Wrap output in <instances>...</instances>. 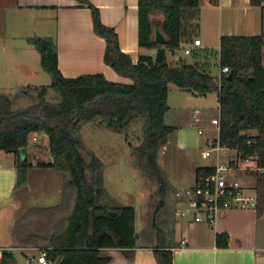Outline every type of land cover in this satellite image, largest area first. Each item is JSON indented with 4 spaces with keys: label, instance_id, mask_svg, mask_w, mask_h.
<instances>
[{
    "label": "trees",
    "instance_id": "16d2710c",
    "mask_svg": "<svg viewBox=\"0 0 264 264\" xmlns=\"http://www.w3.org/2000/svg\"><path fill=\"white\" fill-rule=\"evenodd\" d=\"M202 0H138V45L172 54L190 43L199 30ZM218 5V0H207ZM251 6L264 9V0H249ZM91 10L94 32L105 39L103 61L130 84L113 82L102 73L66 78L58 68L56 42L51 37H32L28 42L40 57V66L50 77L45 86L20 87L35 93L36 102L13 110L11 93H0V150L15 156L18 189L27 183L32 167L24 154L29 134L43 133L48 139L51 161L38 163L67 174L62 200L51 207H32L11 228L17 247L45 250L57 264H108L110 257L102 249H119L131 257L137 242L153 245L158 264H172L173 224L160 216H175L167 203L174 192L158 162V152L167 143L175 126L165 122L169 106L168 85L203 96L215 92L218 103V144L233 149L237 159L255 162L257 214L264 212V65L263 35H222L219 39L218 67H227L220 75L208 71L209 64L198 61L201 52L189 58L167 62L141 55L136 63L122 52L113 28L103 25L97 7ZM165 41L156 42L155 31ZM200 53V54H199ZM55 94L47 101L48 93ZM24 93V94H25ZM195 111L192 113L194 115ZM192 115V116H193ZM216 118V117H215ZM142 119L143 138L132 146L135 168L154 182L148 199V223L135 231V210L110 197L104 186L103 165L86 146L79 131L82 124L100 121L105 129L125 133L129 125ZM214 118L210 119L211 120ZM254 132V133H253ZM23 150V152H21ZM84 152L88 154L86 162ZM213 167H198L195 177L208 174ZM171 239V240H170ZM228 235L217 233L215 243L226 247ZM0 264H19L10 251H2Z\"/></svg>",
    "mask_w": 264,
    "mask_h": 264
},
{
    "label": "crops",
    "instance_id": "0c3cea01",
    "mask_svg": "<svg viewBox=\"0 0 264 264\" xmlns=\"http://www.w3.org/2000/svg\"><path fill=\"white\" fill-rule=\"evenodd\" d=\"M87 3L98 8L101 22L114 29L120 50L128 54L133 63H136L141 55L155 57L157 49L141 48L138 45V0H0V57L6 61L5 67L0 70L2 76L0 82H3L1 80L3 77L7 79L5 84H0L1 87H7V82L10 87L41 86L33 82L46 79L44 75L46 73L41 66L39 68L29 62L33 58L30 48L33 46L28 39L32 37L54 39L57 46L58 68L66 78L102 73L110 81L130 84L132 81L129 78L118 75L104 63L106 41L94 32L91 10ZM259 8L261 7L251 6L249 0H218L216 6L202 0L199 30L194 38L200 40V46H195L193 39L190 43L182 45L181 49L187 47L191 53L207 50L209 54L206 51L199 53L198 61L208 63V71L213 70L217 74L218 71L214 69L218 67L219 39L222 35L225 33L235 35L233 33H237L235 31L239 29L245 36L262 34L264 42V9L261 8V22L250 18ZM235 23L238 26H235ZM155 27L158 31L157 26ZM15 42H22L25 46H16ZM262 63L264 65V45ZM30 136L34 141L33 146L39 144L40 140L44 142L46 138L43 133H31ZM30 147L32 146L26 147L22 156H26L27 159L28 156L36 158L37 152ZM0 161V215L5 212L8 216L5 230L3 233L0 232V256L4 250L9 249L13 253V250L17 249L20 255L13 254L19 262L20 258L27 260L33 257L27 256L24 251L35 247L16 246L11 235L13 224L32 207L51 205L30 204V208L21 215L24 197L15 198L14 195L17 190L14 188L17 174L15 156L13 153L0 150ZM251 161L255 164L253 159ZM30 163L32 167L27 171V183L24 188L29 185L30 176L49 175L51 178L57 179L59 176L58 179H63L62 175H57L60 174L57 170L37 166L41 161ZM246 173L254 171L248 170ZM38 182L40 185V180ZM255 184L256 177L254 187ZM48 196L41 191L34 200L39 199L45 203L50 201ZM174 217L172 240L170 239L172 264H264V212L258 215L256 207L226 211L212 225L194 222L183 228L176 212ZM178 227L181 229L179 238L175 237ZM217 233L228 235L226 247L216 245ZM101 254L110 257L108 264H158L153 253V245H143L139 242L131 257L126 256L122 250L113 248L102 249Z\"/></svg>",
    "mask_w": 264,
    "mask_h": 264
},
{
    "label": "rangeland",
    "instance_id": "374dc122",
    "mask_svg": "<svg viewBox=\"0 0 264 264\" xmlns=\"http://www.w3.org/2000/svg\"><path fill=\"white\" fill-rule=\"evenodd\" d=\"M259 9L257 13H253V16H250L253 21L257 20L261 22V8ZM234 25L236 26L237 24L235 23ZM235 32L237 33L233 34L242 35L239 29H236ZM225 35L229 34L225 33ZM15 45L25 46L22 42H15ZM30 48L33 52V58L29 62H31L33 66L40 68L39 54L34 47ZM178 52L181 57H185L180 49ZM187 58H189V56ZM166 61H173V54L169 51H166ZM5 62V59L0 57V70L5 67ZM211 73H214V71L211 70ZM44 75L46 77L44 81L38 80L33 83L41 86L49 85L51 81L50 77L47 73ZM1 80H3V82L1 81L0 84H5L7 81L6 77H3ZM6 84L8 85L4 88L0 85V93H11L13 110L25 108L36 102L35 93L32 92L27 94L22 92L20 87H10L11 85H9L8 82ZM54 98L55 94L50 91L46 100L53 101ZM167 102L169 110L166 114L165 122L175 126V130L168 135V141L164 145L165 147L163 146L164 148L162 147L159 150L158 162L166 173L173 189H183L194 184L195 172L198 167L215 164L217 160L218 153L216 151L212 152L211 156L208 158H203L201 156L204 150L214 148L212 144L214 139L218 138L217 128L210 123L211 118H217L218 116L217 95L215 92L203 96L193 95L173 84H169ZM194 111H198L199 113L198 122L193 120L192 113ZM142 123V119L133 121L127 128L126 135L125 133H117L105 129L98 120L82 124L79 131L85 143L86 151L93 152L103 165L104 186L109 196L124 206L134 208L135 231L138 233L147 226L148 199L156 188L154 182L149 180L144 173L135 168L133 163L132 146L139 145L143 138ZM199 128L203 131L202 134H198ZM33 142L30 136L28 146H32L30 148L37 152V156L36 158L28 156L29 162H47L51 160L47 137L44 142L40 140L37 145L33 146ZM222 151L224 154H219V159L222 162L227 163L230 159L237 160V168L234 170L233 179L237 180L242 185L245 195L254 197L256 194L253 185L255 173H246L248 170H255V164L251 161L252 159H248V161L237 159V153L233 149L223 148ZM84 158L86 162L90 159L86 152H84ZM57 172L60 173L57 175H62L63 179H58L59 176L57 179L51 178L49 175H40L39 177L30 176L29 185L26 186V188L23 186L15 191V198L24 197L21 203V209H23L21 215L30 208V204H48L52 206L61 202L63 182L67 174L58 170ZM39 180L41 182L40 185H38ZM41 191L49 195L50 201L44 203L39 201V199L34 200ZM52 195L53 198H51ZM178 202L179 201L174 196V192H171L167 197L168 205L175 209L179 207ZM161 219H168L170 223L172 220L175 221V217L172 216L166 218V216L163 215L160 216L159 220ZM178 219L182 223L181 226L183 228L194 223L189 216H180ZM7 220V214L5 212L1 213L0 232L2 233L5 230ZM180 231L181 229L178 227L175 232V237L179 238L181 234ZM38 247L39 246L36 245L35 248L26 249L24 252L27 256H37L39 253ZM13 253L16 256L20 255L17 249L13 250ZM22 253L23 252H21V254ZM19 264H26V260L20 258Z\"/></svg>",
    "mask_w": 264,
    "mask_h": 264
},
{
    "label": "built area",
    "instance_id": "2783aa9c",
    "mask_svg": "<svg viewBox=\"0 0 264 264\" xmlns=\"http://www.w3.org/2000/svg\"><path fill=\"white\" fill-rule=\"evenodd\" d=\"M193 44L200 46V40L194 39ZM184 56L191 53L187 47L180 49ZM181 58L178 50L173 53V60ZM228 68L222 67L218 70V75L227 73ZM195 122L199 121V113L195 111L193 115ZM218 119L211 120L218 130ZM201 128L198 134H202ZM212 149H206L202 152L203 158L211 156L212 152L218 153L217 162L212 166L213 170L208 173H202L195 177L194 184L183 189H176L174 196L179 201V207L175 208L178 217L189 216L195 223H204L212 225L215 221L229 210H243L256 207V197L247 196L244 193L242 185L234 180V170L237 168L236 159H230L227 163L219 159V154H224L222 147L219 146L217 139L214 140ZM184 243V241H182ZM10 252L9 249L6 250ZM26 264H57V260H51L47 257L45 250H39L37 256L30 257Z\"/></svg>",
    "mask_w": 264,
    "mask_h": 264
},
{
    "label": "water",
    "instance_id": "95a60500",
    "mask_svg": "<svg viewBox=\"0 0 264 264\" xmlns=\"http://www.w3.org/2000/svg\"><path fill=\"white\" fill-rule=\"evenodd\" d=\"M155 40H156V42H158V43H161V44L164 43L165 38H164V36L161 34L160 31H155ZM165 59H166L165 48H164V47H159V48L156 50V54H155L154 60H155V61H164ZM214 70H215V71H218V67L216 66ZM21 152H23V150H21Z\"/></svg>",
    "mask_w": 264,
    "mask_h": 264
}]
</instances>
